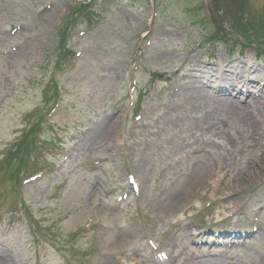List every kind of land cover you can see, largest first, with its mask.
<instances>
[{"label":"rangeland","instance_id":"1","mask_svg":"<svg viewBox=\"0 0 264 264\" xmlns=\"http://www.w3.org/2000/svg\"><path fill=\"white\" fill-rule=\"evenodd\" d=\"M238 1L0 0V264H179L200 233L202 264H264L263 227L236 263L209 239L264 223V112L215 101L222 71L264 83V0Z\"/></svg>","mask_w":264,"mask_h":264},{"label":"bare ground","instance_id":"2","mask_svg":"<svg viewBox=\"0 0 264 264\" xmlns=\"http://www.w3.org/2000/svg\"><path fill=\"white\" fill-rule=\"evenodd\" d=\"M181 69V67L178 69V71ZM211 67H208V70H211ZM257 68H250V74L257 73ZM220 77V82L225 85V90L220 93L224 94L225 97L218 98L217 101L219 105L222 106L223 109L228 110L233 113H238L237 109L240 111H246L248 108L250 109H258L259 111L264 112V83L261 85L259 83V79L256 77L254 79L247 78L249 81L246 83L243 81V76L236 72V70H227L222 71ZM187 78V77H185ZM208 82H211V76L207 80ZM262 81L264 82V77L262 78ZM219 82V83H220ZM242 83L241 86H238V83ZM249 85H253L255 89L251 91ZM246 86V87H244ZM230 95H233L234 97H230ZM209 97H214V94H209ZM253 99L258 98L254 101L255 106L251 105L252 102L248 101L246 103L245 99ZM230 109V110H229ZM235 116V115H233ZM237 117V116H235ZM203 173L206 175L207 171L203 169ZM203 178L199 179L202 180ZM261 176L255 175L252 177V182H260ZM195 186H189L187 187L184 192H181L180 194L175 193L174 195L168 197V203H167V209L169 213L174 214L179 207H181L182 211L185 210L187 207L186 204L189 202L190 197L192 196L194 192ZM252 214H256L252 211ZM232 220V218H230ZM257 233H259L264 228V223H258L257 224ZM263 227V228H262ZM181 230H177V233H180ZM231 238H234V241H232L233 245H238L239 240L235 241L236 238H238L236 235L231 234L229 235ZM252 238H248L247 241H252ZM243 241V240H240ZM242 243V242H240ZM225 255V253H223ZM205 259H203V254L200 252L199 249L194 248L193 252L187 256V258L184 260L185 263L194 262L196 264H202ZM193 263V264H194ZM207 264V263H205ZM216 264V263H215ZM217 264H223V261H218Z\"/></svg>","mask_w":264,"mask_h":264},{"label":"trees","instance_id":"3","mask_svg":"<svg viewBox=\"0 0 264 264\" xmlns=\"http://www.w3.org/2000/svg\"><path fill=\"white\" fill-rule=\"evenodd\" d=\"M87 6L88 5H84V4L83 5H79L78 6V8H79V14L80 13H84L85 10L87 9ZM73 15H74L73 13L66 15V17L62 20V22H61V24L59 26L58 31L61 34V38H60V42L61 43H63L64 40H65L64 31H65V29L68 28L69 25H71V23L69 21L73 18Z\"/></svg>","mask_w":264,"mask_h":264}]
</instances>
